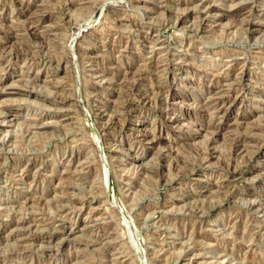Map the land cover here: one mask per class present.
I'll return each instance as SVG.
<instances>
[{
    "label": "rangeland",
    "instance_id": "374dc122",
    "mask_svg": "<svg viewBox=\"0 0 264 264\" xmlns=\"http://www.w3.org/2000/svg\"><path fill=\"white\" fill-rule=\"evenodd\" d=\"M0 93V264H264V0H0Z\"/></svg>",
    "mask_w": 264,
    "mask_h": 264
},
{
    "label": "bare ground",
    "instance_id": "6f19581e",
    "mask_svg": "<svg viewBox=\"0 0 264 264\" xmlns=\"http://www.w3.org/2000/svg\"><path fill=\"white\" fill-rule=\"evenodd\" d=\"M203 1V0H202ZM231 1H234V0H231ZM201 2V1H200ZM235 5V4H234ZM198 9H199V7H198ZM201 9H203V8H201ZM205 9V8H204ZM210 11V10H209ZM198 12V11H197ZM203 12H204V10H203ZM202 12V13H203ZM200 13V12H199ZM209 13L207 12L206 13V15H208ZM212 14V13H211ZM201 15V14H200ZM206 15H204V16H206ZM203 17V16H202ZM204 18V17H203ZM199 19V18H198ZM210 19V18H209ZM185 20V19H184ZM35 21V20H34ZM209 23V22H208ZM248 23V22H247ZM250 23V22H249ZM248 23V24H249ZM247 24V25H248ZM258 24L256 25L255 24V22L254 23H252V24H250V26H248V27H250V30H251V32L252 33H255L256 31H257V28H258ZM37 28V27H36ZM35 32V31H34ZM34 34H36L35 36H37V35H39V34H37V31L34 33ZM39 36H41V35H39ZM77 36V35H76ZM11 37V36H10ZM7 38H8V36H7ZM12 38V37H11ZM37 38V37H36ZM9 39V38H8ZM8 41V40H7ZM11 41V40H10ZM259 53V52H258ZM229 58H231V57H229ZM248 60V59H247ZM244 62V61H243ZM241 63V62H240ZM248 66V65H247ZM229 68V67H228ZM246 69V68H245ZM245 69L243 70V71H241V72H243L242 74H243V76L242 77H244V72H245ZM241 74V75H242ZM240 75V76H241ZM223 76V75H222ZM249 78V77H248ZM235 79V78H234ZM218 80V79H217ZM222 81V80H221ZM221 81H220V83H221ZM216 82V81H215ZM223 83V82H222ZM225 83V82H224ZM223 83V84H224ZM226 84V83H225ZM228 84H229V82H228ZM2 85V84H1ZM215 85V84H214ZM220 85V84H219ZM218 85V86H219ZM242 85H243V83H242ZM217 86V85H216ZM245 86V85H244ZM244 86H243V88H244ZM220 87V86H219ZM214 88V87H213ZM243 88H241V89H243ZM246 88V87H245ZM223 89H225V88H223ZM252 89V88H251ZM216 90H218V88H216ZM216 90H214L213 91V93H214V95H213V101H215V102H217V103H221V104H223V105H225L226 104V106H228V107H230V106H232V104L231 103H235L236 102V100H237V98H235V99H233V102H232V100L231 99H228V98H225L224 96H220V95H218L217 93H215L216 92ZM234 90H235V88H234ZM236 91V90H235ZM228 92H229V90H228ZM231 92V91H230ZM242 92V91H241ZM241 92H240V94H241ZM31 93V92H30ZM3 93H0V98L3 96L2 95ZM211 94V93H210ZM229 95V94H228ZM237 97V96H236ZM208 99V98H207ZM208 102V101H207ZM206 102V103H207ZM231 104V105H230ZM198 105V104H197ZM211 105V104H210ZM205 106V105H204ZM203 106V107H204ZM218 106V105H217ZM202 107V108H203ZM216 107V106H215ZM224 107V106H223ZM227 107V108H228ZM204 109V108H203ZM227 110V109H226ZM219 111H220V109H219ZM224 111V110H223ZM172 120V119H171ZM176 122V120L174 119V120H172L170 123H171V125H174V123ZM46 125H47V123H46ZM41 128V127H40ZM181 131V130H180ZM200 132V131H199ZM96 134V133H95ZM145 139V138H144ZM240 148V147H239ZM214 153V152H213ZM248 154V153H247ZM67 156V155H66ZM212 156H214V155H212ZM74 158V157H73ZM67 162V161H66ZM228 172V171H227ZM227 180V179H226ZM113 186V185H112ZM112 188V187H111ZM218 190V189H217ZM111 194V198H113V201H114V204H118V206H119V203H118V199L115 197L116 196V192H115V190L113 189V192H111L110 193ZM115 195V196H114ZM110 196V195H109ZM260 204V203H259ZM261 206V205H260ZM260 206H259V208H260ZM258 208V207H257ZM258 208V209H259ZM255 209V208H254ZM257 210V209H256ZM259 210H261V209H259ZM258 210V211H259ZM263 214H264V212H263ZM8 225V224H7ZM2 228V227H1ZM6 228V227H5ZM1 231V230H0ZM72 233V228L70 229H67L66 230V234H71ZM73 233H74V231H73ZM6 241V240H5ZM108 241V240H107Z\"/></svg>",
    "mask_w": 264,
    "mask_h": 264
}]
</instances>
